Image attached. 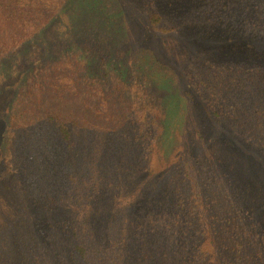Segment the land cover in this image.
<instances>
[{"label":"trees","instance_id":"trees-1","mask_svg":"<svg viewBox=\"0 0 264 264\" xmlns=\"http://www.w3.org/2000/svg\"><path fill=\"white\" fill-rule=\"evenodd\" d=\"M87 1L70 22L65 16L84 0H0V63L29 47L44 50L47 61L14 84L24 99L16 100L15 116L24 123L7 135V162L19 167L14 192L23 212L14 218L16 240L0 241V264H16L5 249L27 244L32 227L53 231L50 242L40 236L43 250L70 243L71 264H264V189H256L260 196L248 190L264 168V64L236 52L204 54L212 40H187L189 34L169 40L187 28L216 26L242 39L226 40L232 49L259 56L264 0H173L195 4L176 15L166 13L164 0ZM126 21L138 40H128ZM47 33L60 43L51 46ZM96 64L104 79L87 73ZM164 78L189 106L183 148L157 172L153 154L180 102L160 94L170 85ZM223 141L242 159L224 158ZM244 155L252 173L246 183ZM33 177L38 184L29 193ZM1 230L2 239L12 232L9 224ZM30 253L32 264L65 263L53 250Z\"/></svg>","mask_w":264,"mask_h":264},{"label":"rangeland","instance_id":"rangeland-1","mask_svg":"<svg viewBox=\"0 0 264 264\" xmlns=\"http://www.w3.org/2000/svg\"><path fill=\"white\" fill-rule=\"evenodd\" d=\"M92 1L93 0H89ZM173 0H164L165 2V11L166 13L170 14V15H176L178 13H183L185 12V10H190L191 8H193L195 6V4H191L190 1L189 2H184V5H180V4H175L172 3ZM85 6H91V4L87 1L84 0V4L81 2L80 4H78L77 6H74L72 9L69 11V14L67 16H65V19L69 20L70 22H76L77 20V11H80L83 7ZM169 5V7L167 6ZM180 5V6H179ZM93 10H95L94 7H92ZM109 10V9H108ZM186 11V12H187ZM91 12H89L88 14H90ZM58 21H62V20H58ZM123 24V23H122ZM120 26V25H119ZM126 26V30L129 31L128 34V40H138L139 37V32L137 33V31L135 30V28L133 27V25L129 22L126 21L125 23ZM57 27V26H56ZM216 26H210V27H196V28H187L182 35L180 36H175V37H171L169 40H183L185 38V35L189 34L187 36V40L190 38H194L197 40H212V42H206V44L208 45V48H204L202 50V52L204 54H208L209 52H213V53H219L220 55L223 56H230L231 54H235L234 52H236V56L238 57H244V59L248 60V61H253L254 59H257V62H262L264 64V53H259L258 55H252L254 54L253 52H249L247 47L244 48H239V47H234V49L231 48V42L227 43L226 40H242L241 38H239L238 36H236V34H231V32L227 31H222L218 28H215ZM206 28H210L208 29V31L205 32V30H207ZM55 31V29H54ZM140 31V30H139ZM61 34V33H59ZM73 31H69L68 35L66 34L64 36L65 40H71ZM62 35V34H61ZM68 36V37H67ZM46 37L48 38V43H51V46H56L58 45V41L60 40L58 37V35H53L50 33L46 34ZM67 37V38H66ZM101 42H103L101 40ZM176 44V43H175ZM174 43H172V45L174 46L173 49L177 50V48H184L182 47V45L180 46H176ZM55 48L57 51H53L55 52H63V51H58V49L56 47ZM97 48H104L106 49L105 44L104 45H99L97 46ZM103 49V50H104ZM237 49H242L244 50V54L241 52H237ZM235 50V51H233ZM100 52V49H99ZM44 50L42 49H34L29 47V49L17 52L15 55L10 56L9 58H7L5 61H2L0 63V241L2 242V244L4 245L5 241L8 240L10 242V244H12L15 240L16 237L19 235V233L21 232L20 226L15 222V217L18 215L20 216V212L22 211V203L20 201V197L17 195L16 192H14V187L16 185V179L19 178L20 173L18 172L19 167L17 165V163L14 165V167H8V162L7 159L10 157V153L9 150L7 148V135L11 136L13 135L12 132H16V130L19 128V125H21L22 123H24V120L22 121V119H18L15 115H16V100L18 101H22L23 99V92H18L19 87L16 88L15 87V83L18 84V82L16 81L19 77V74L21 72H24L25 70H32L35 67H37V63L41 62V64H45L47 61H44ZM80 57L83 56L82 51L79 52ZM54 55V54H52ZM89 57H95L96 54L95 53H91L89 52L88 54ZM135 62H137V58H134ZM95 71L92 73L91 71H87V73L91 76L97 77L99 79H104V75L105 73L98 75V64H96L95 67ZM156 75L155 80L160 83L163 80V76L160 73H154ZM29 75H31L30 73L26 75L25 78H27ZM111 80L115 78V76L113 74H109ZM26 80V79H25ZM139 83L141 82L140 80H142V82H144L146 79L143 75H141V78L139 77ZM16 81V82H15ZM164 82H170V85L168 86H163V89L160 90V94L163 96V98L166 100L168 98H170V95L173 96L175 99L179 100L180 102L177 104V106H175V109L171 110L170 109V114H169V110H167L166 116L167 114H169L168 117V123L166 126V130L164 132V136L162 138L161 143L159 144V148L156 149L154 151L153 154V167L155 171H160L162 170V168L168 163V162H172L176 156L177 150H180L183 148V139H184V133L182 132L181 128H182V121L184 118V114H185V110L187 109V106H189V103L186 104V102L184 101L185 97L184 95H181L180 99L178 97H176L177 95L174 94L173 91V85H172V81L169 80V78H164ZM11 85V90L9 89L8 91L4 90V88L6 86ZM146 86H143L144 89ZM16 88V89H15ZM1 92L3 93V95H1ZM166 117V118H167ZM4 124V125H3ZM6 126V128H5ZM13 126V127H12ZM195 129V128H194ZM197 137L196 131L194 133V138ZM230 142H225L223 141L221 143V153L224 156V158H228L230 157L231 154H234L242 159V156L240 155V153L236 150V148L234 147L233 144H229ZM238 149V148H237ZM245 156V155H244ZM14 158V157H13ZM250 162L247 158V156H245L244 159V183H246L245 181V175L248 174L249 172L251 173V171L249 170V166L246 165V161ZM16 162V161H15ZM13 165V163H12ZM35 168L37 167L34 164ZM13 171V174L9 177L8 174ZM255 175L257 176V178L255 179V183H252L250 181V183L252 184V187L254 188V190H252L251 188H248V190L251 192H256V189L261 188L264 189V168L262 167H258L255 171ZM151 173H155L154 171ZM246 173V174H245ZM252 174V173H251ZM9 178V180L7 179ZM247 179V178H246ZM248 180V179H247ZM11 182V188L12 191L9 189L8 190V186L10 185ZM25 184V186L27 185L26 182H23ZM28 188L30 189L29 193H34L35 189L37 188V178L33 177L32 178V182L30 183V180L28 181ZM8 185V186H7ZM256 186V187H255ZM261 186V187H260ZM133 192V191H132ZM128 194V195H127ZM123 196H132L133 193H127ZM141 194V192H140ZM139 194V195H140ZM116 196H121V194H117ZM135 196V195H134ZM255 196H260V193H255ZM12 197V198H11ZM138 197L135 200H129V204L130 203H134L138 200ZM261 197H264V193L261 195ZM260 198V197H259ZM262 200V198H260ZM259 199V200H260ZM157 202V200H152L149 203L152 204V206L154 207V204ZM38 219L40 220V215L38 214V216H31L30 218V222L32 220ZM43 221L49 223L50 220H48L47 218L43 219ZM42 223V222H41ZM6 224H9V228L12 230L11 234L6 238V239H2V235H1V229L2 227H4ZM30 234H28V242L26 243H22V240H19L18 244L15 243L14 248L12 251L10 250H6L5 252H9V255H12V258H15V262L16 264H32L30 261L33 260V256L31 255L30 252H33V254H37L40 253L41 251H47V250H53L55 253H59L60 256L64 255V264H71L69 257L67 256V248L71 247V244L68 243L67 241H63V243H60L59 245L54 244L52 247L49 246V248H47L46 250H43L41 243H40V236L43 235L45 236V238L47 237L49 239V242L52 239L53 236V231L47 229L46 232L44 234L41 233L40 229L38 227H32L31 231H29ZM121 236V232L119 233V237ZM68 244H67V243ZM5 246V245H4ZM9 247V245H8ZM23 254H27L26 257L24 258L22 255ZM29 254V255H28ZM51 262V261H50Z\"/></svg>","mask_w":264,"mask_h":264}]
</instances>
